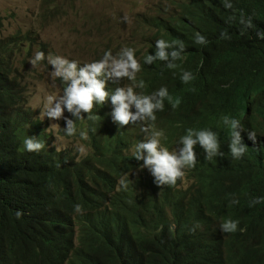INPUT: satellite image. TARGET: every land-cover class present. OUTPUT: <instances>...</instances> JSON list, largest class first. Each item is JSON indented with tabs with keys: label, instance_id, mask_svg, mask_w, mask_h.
Wrapping results in <instances>:
<instances>
[{
	"label": "trees",
	"instance_id": "16d2710c",
	"mask_svg": "<svg viewBox=\"0 0 264 264\" xmlns=\"http://www.w3.org/2000/svg\"><path fill=\"white\" fill-rule=\"evenodd\" d=\"M175 5L145 24L154 33L139 56L144 77L130 83L143 95L167 88L171 102L150 122L164 134L162 147L178 149L189 128L217 133L223 156L207 160L195 146L197 162L183 170L182 186L150 180L131 148L147 134L140 122L114 123L110 103L95 105L94 119L84 113L76 121L78 129L84 120L86 156L48 149L17 82L27 44L19 33L0 41V264H264V0ZM158 39L183 44L173 67L145 63ZM224 116L241 122L247 150L239 159L229 151ZM79 133L60 135L83 140ZM28 136L44 149L26 151ZM229 219L237 230L222 232Z\"/></svg>",
	"mask_w": 264,
	"mask_h": 264
},
{
	"label": "clouds",
	"instance_id": "9594fccd",
	"mask_svg": "<svg viewBox=\"0 0 264 264\" xmlns=\"http://www.w3.org/2000/svg\"><path fill=\"white\" fill-rule=\"evenodd\" d=\"M197 43H205V38L197 33ZM172 49L169 51L168 49ZM183 44L179 49L173 47L163 39L155 42V54L145 57V63L152 64L156 60L168 62L169 67H173L172 61L180 59L183 51ZM45 60L43 51L36 52L34 58L30 60L33 67L38 62ZM48 64L54 68L50 75L53 80L59 78L64 85L62 95L58 97H48L47 102L40 112V120L45 117L50 120L65 119L66 127L64 131L68 136L76 135L78 129L76 121L84 118V113L88 119H94L92 110L95 105L110 103L113 108L111 118L119 127H125L130 123L142 125L141 131L147 134L144 140L137 139L131 148H135L133 157L138 161H143L141 169L147 168L151 175L147 176L150 180L154 179L157 186L165 185L182 186L183 181H188L183 177V170L194 167L197 162L195 146L199 145L205 152V159L211 160L213 157L223 156L221 145L216 132L211 129L195 130L189 128L185 135L180 137V147L175 151H169L161 146L162 131L154 130L157 117L156 111L164 109L166 98L171 102L166 87H161L151 95L139 94L130 81H135L138 77H144L140 73L141 65L135 57V52L131 48H123L116 56L112 52L106 51L99 60L78 65L75 60H69L62 56H48ZM182 81L187 83L192 79L189 72L183 73ZM111 83L115 87L106 86ZM123 85L120 86L119 84ZM126 83V84H124ZM139 87H143V82ZM175 108L178 105L173 103ZM135 108V111L131 109ZM65 109L71 114L68 118L64 116ZM224 125L230 130V140L228 143L229 151L233 158L239 159L247 150V145L242 142L241 122L235 118L223 117ZM82 138H87L84 131H80ZM248 138L256 140V133L248 131ZM45 145L35 136H28L24 140V148L28 152L39 153ZM124 181H121L123 184ZM126 186V185H125ZM79 211L80 206H76ZM19 216L20 213L18 212ZM238 221L225 220L221 224L222 232H235Z\"/></svg>",
	"mask_w": 264,
	"mask_h": 264
},
{
	"label": "rangeland",
	"instance_id": "374dc122",
	"mask_svg": "<svg viewBox=\"0 0 264 264\" xmlns=\"http://www.w3.org/2000/svg\"><path fill=\"white\" fill-rule=\"evenodd\" d=\"M176 1L0 0V41L19 33L27 44L28 49L16 64L17 82L25 108L38 120L39 135L46 137L48 149L76 159L88 152L87 138L72 140L60 135L66 127L65 119L45 117L40 120L48 97L62 95L64 88L59 78L52 79L50 73L54 68L48 64L47 57L62 56L83 65L101 59L106 51L116 56L123 48H131L140 63L139 56L144 52L148 36L154 33L152 27L145 24L154 17L167 16L169 6L176 9ZM38 51L44 52L45 60L33 67L30 60ZM106 86L115 87L111 83ZM67 113L65 109L64 116L69 118Z\"/></svg>",
	"mask_w": 264,
	"mask_h": 264
},
{
	"label": "bare ground",
	"instance_id": "6f19581e",
	"mask_svg": "<svg viewBox=\"0 0 264 264\" xmlns=\"http://www.w3.org/2000/svg\"><path fill=\"white\" fill-rule=\"evenodd\" d=\"M94 44H95V43H94ZM109 109H110V108H109ZM67 114H68V113H67ZM99 121H100V120H99ZM116 129H117V128H116ZM112 149H113V148H112ZM169 151H172V150H169ZM132 159H133V158H132ZM132 159H131V160H132ZM131 160H129V161H131ZM133 160H134V159H133ZM133 160H132L131 162H133ZM135 161H136V159H135ZM135 163H136V162H135ZM135 163H134V164H135ZM125 164H126V163H125ZM127 164H128V163H127ZM132 165H133V164H132ZM133 166H134V165H133ZM128 167H129V166H128ZM119 171H120V169H119ZM119 171H118V172H119ZM121 171H122V170H121ZM125 171H127L126 168H125ZM128 171H130V170H128ZM111 172H112V171H111ZM119 173H120V172H119ZM117 174H118V173H117ZM117 174H116V175H117ZM123 174H125V173H123ZM127 174H128V173H127ZM129 174H130V173H129ZM116 175H115V176H116ZM126 176H127V175H126ZM116 177H117V176H116ZM116 177H115V178H116ZM122 178H123V176H122ZM116 180H117V179H116ZM120 180H121V179H120ZM93 201H94V200H93ZM173 243H174V242H173ZM96 262H97V261H96Z\"/></svg>",
	"mask_w": 264,
	"mask_h": 264
}]
</instances>
